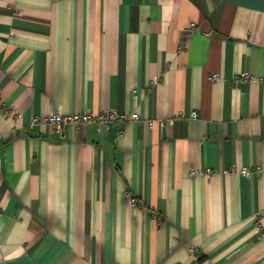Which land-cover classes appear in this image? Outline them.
Listing matches in <instances>:
<instances>
[{
	"label": "crops",
	"instance_id": "1",
	"mask_svg": "<svg viewBox=\"0 0 264 264\" xmlns=\"http://www.w3.org/2000/svg\"><path fill=\"white\" fill-rule=\"evenodd\" d=\"M0 89V264H264V0H0Z\"/></svg>",
	"mask_w": 264,
	"mask_h": 264
},
{
	"label": "built area",
	"instance_id": "2",
	"mask_svg": "<svg viewBox=\"0 0 264 264\" xmlns=\"http://www.w3.org/2000/svg\"><path fill=\"white\" fill-rule=\"evenodd\" d=\"M258 79L252 77L247 73H243L242 75L238 76L235 80L236 85H241L244 83L249 82H257ZM0 103H2L1 98V89H0ZM4 112L14 119H19L21 115L14 111L13 109H8L5 104H3ZM191 116L193 118H197V113H192ZM140 118L137 114L132 115L131 117H127L126 115H120L119 113H103V114H93V113H86V114H72V115H63L61 113H54L51 115H47L45 117H36L32 120L31 126L39 125L50 127L53 132L62 137L64 132L68 127H76V128H84L88 126H96L99 131L107 132L110 130L111 127L114 125H118L120 123H124L126 121H138ZM163 127L165 123H160ZM150 126H153V122H150ZM231 172H236V169H231ZM240 175L248 176L251 174V170L247 167H243L237 170ZM256 173H260L261 170L258 168L255 171ZM213 173L211 169H202V170H194L191 172L192 177L197 175H205L209 176ZM128 198L132 204H138V200L133 197L130 193H128ZM260 223L256 227V232L258 233L259 237L264 239V223L262 219L259 217Z\"/></svg>",
	"mask_w": 264,
	"mask_h": 264
}]
</instances>
